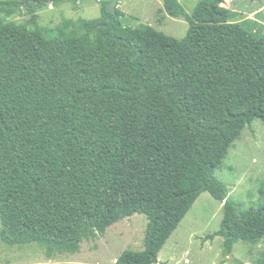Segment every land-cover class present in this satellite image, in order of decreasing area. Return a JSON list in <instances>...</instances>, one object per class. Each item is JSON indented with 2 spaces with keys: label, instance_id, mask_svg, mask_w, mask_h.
I'll list each match as a JSON object with an SVG mask.
<instances>
[{
  "label": "trees",
  "instance_id": "1",
  "mask_svg": "<svg viewBox=\"0 0 264 264\" xmlns=\"http://www.w3.org/2000/svg\"><path fill=\"white\" fill-rule=\"evenodd\" d=\"M62 0L0 1V238L36 242L48 255L143 213V248L114 264H157L197 197L223 203L219 228L232 253L264 236L259 204L242 209L215 174L246 125L264 123V33L233 21L224 0H200L177 38L123 23L118 5L46 36L37 10ZM25 10V21L9 18ZM236 264H241L239 260Z\"/></svg>",
  "mask_w": 264,
  "mask_h": 264
},
{
  "label": "rangeland",
  "instance_id": "2",
  "mask_svg": "<svg viewBox=\"0 0 264 264\" xmlns=\"http://www.w3.org/2000/svg\"><path fill=\"white\" fill-rule=\"evenodd\" d=\"M179 1L191 12L200 0ZM223 4L232 11L233 21L256 18L264 23V0H224ZM119 7L130 15L123 23H148L177 38L183 37L189 26L184 17L167 13L164 0H120ZM37 14L44 34L53 37L78 31L77 20L100 16L101 7L99 0H62L55 4L49 1ZM27 18L23 10L9 19L20 22ZM256 28L264 33V24L257 22ZM214 174L228 186L230 197L242 209L259 204V187L264 182L261 119L244 127ZM223 215V203L208 191L202 192L160 250L157 264H236V260L241 264H264V236L255 245L237 242L230 254L224 250L222 236L207 237L219 228ZM147 222L145 214L134 213L104 233L84 239L75 253L48 255L36 242L10 245L0 238V264H114L123 250L143 248Z\"/></svg>",
  "mask_w": 264,
  "mask_h": 264
},
{
  "label": "water",
  "instance_id": "3",
  "mask_svg": "<svg viewBox=\"0 0 264 264\" xmlns=\"http://www.w3.org/2000/svg\"><path fill=\"white\" fill-rule=\"evenodd\" d=\"M105 1H107V5H106L107 10L109 12H114L116 10V6L118 5V0H105Z\"/></svg>",
  "mask_w": 264,
  "mask_h": 264
},
{
  "label": "crops",
  "instance_id": "4",
  "mask_svg": "<svg viewBox=\"0 0 264 264\" xmlns=\"http://www.w3.org/2000/svg\"><path fill=\"white\" fill-rule=\"evenodd\" d=\"M121 2H122V0H121ZM261 9V8H260ZM124 11V10H123ZM253 19H255L260 25H262V24H264L260 19H256V18H253Z\"/></svg>",
  "mask_w": 264,
  "mask_h": 264
}]
</instances>
